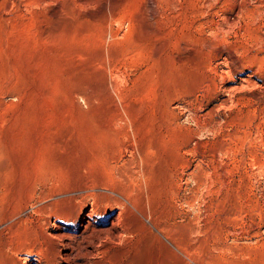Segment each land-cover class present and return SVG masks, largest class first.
<instances>
[{
  "label": "rangeland",
  "instance_id": "rangeland-1",
  "mask_svg": "<svg viewBox=\"0 0 264 264\" xmlns=\"http://www.w3.org/2000/svg\"><path fill=\"white\" fill-rule=\"evenodd\" d=\"M47 258L264 264V0H0V264Z\"/></svg>",
  "mask_w": 264,
  "mask_h": 264
},
{
  "label": "bare ground",
  "instance_id": "bare-ground-1",
  "mask_svg": "<svg viewBox=\"0 0 264 264\" xmlns=\"http://www.w3.org/2000/svg\"><path fill=\"white\" fill-rule=\"evenodd\" d=\"M101 188V187H100ZM105 191V190H104ZM87 192H89V190L87 191ZM95 194H96V192H95ZM79 195V194H78ZM104 195H105V193H104ZM112 195H114V194H112ZM111 195V196H112ZM90 196V195H89ZM93 196L95 197V195L93 194ZM98 195L96 194V197H97ZM83 197V196H82ZM84 197H86V196H84ZM108 197V196H107ZM114 197V196H113ZM112 197V198H113ZM116 197V196H115ZM74 198V197H73ZM91 198H93V197H91ZM110 198V197H109ZM109 198H106L105 197V199L103 200V198H101L102 199V201H103V208H105L109 203L111 204L112 202H110L109 201ZM97 199H99L98 197H97ZM116 199H117V197H116ZM80 200H82V199H80ZM120 200V199H119ZM74 201V200H73ZM86 201V200H85ZM94 201V200H93ZM99 202L101 201V200H98ZM115 201V200H114ZM121 201L122 200H120V201H117V202H119L120 204H122L121 203ZM81 202H83V201H81ZM81 202H79V203H81ZM87 202V201H86ZM85 203V202H84ZM94 203V202H93ZM97 203V202H96ZM115 203V202H114ZM97 204H99V203H97ZM95 205V204H94ZM93 205V206H94ZM101 205V204H100ZM85 205L84 204H80V209H81V212L80 213H78V212H75V213H71V214H69V215H65V217L63 218V220L65 221V219H67V220H70L69 222H76L78 219H80L81 221L82 220H84L85 218H87V225L85 226L86 228H88V227H90V226H92L93 225V222H91V220L93 219V218H95L96 216H98V214L99 215H101V214H103V213H105L106 211H105V209H103V208H101L100 209V207L98 208V209H92V210H89L88 212H85V207H84ZM91 206V205H90ZM96 206H98V205H96ZM112 206V205H111ZM114 206V205H113ZM116 206V205H115ZM117 206H119V205H117ZM125 206V205H124ZM49 207V206H48ZM127 207V206H126ZM114 208V207H113ZM120 208V207H119ZM122 208H123V206H122ZM125 208V207H124ZM91 209V208H90ZM40 210V209H39ZM78 210V209H77ZM120 210V209H119ZM37 212V211H36ZM40 212V211H39ZM56 212V211H55ZM49 213V212H48ZM126 213H128V212H126ZM126 213L124 214V216L126 215ZM103 216V215H102ZM61 218V217H60ZM122 218H123V212L122 211H119L118 212V214L117 215H115V216H113V218H112V223H111V225L109 226V227H99V229H96V228H92L93 229V232L90 234V235H87L88 234V232H87V234L86 233H82L81 235H77L75 232H77V231H75L74 233L73 232H71L70 230L71 229H69V228H67V229H64L62 226H60L59 224H57V225H55V231L52 233L53 234V237H55V238H60L61 240H62V246H64L65 248H66V254H67V256H78V255H80V256H82V255H85L86 257H84V258H87V256L89 257V255L91 254V252H92V249L93 248H95V247H97L98 245H100L102 242H103V240L105 239V238H107V240L109 239L110 241H111V239H114L115 237H120V236H122V235H124V233L126 232L127 233V229H126V227L125 228H123V230H124V233H122L121 232V230L116 226V224L120 221V220H122ZM47 219V218H46ZM111 219V218H110ZM45 222V221H44ZM96 222V221H95ZM42 223V222H41ZM57 223V222H56ZM68 223V222H67ZM86 223V222H85ZM44 224V223H43ZM48 224V223H47ZM95 224V223H94ZM97 224V223H96ZM123 224V223H122ZM121 224V225H122ZM118 225H120L119 223H118ZM116 226V227H115ZM95 227H96V225H95ZM98 227V226H97ZM88 230V229H87ZM96 230H98V231H96ZM125 236V235H124ZM121 238V237H120ZM117 240V239H116ZM118 241V240H117ZM118 243V242H117ZM101 246H102V244H101ZM99 247V246H98ZM100 248V247H99ZM98 248V249H99ZM85 252H84V251ZM97 250V249H96ZM58 253V252H57ZM63 255H65V254H63ZM62 256V255H61ZM52 258V257H51ZM67 258V257H66ZM69 258V257H68ZM67 258V259H68ZM79 258V257H78ZM83 258V259H84ZM47 259H49V261H47L48 262V264H49V262L51 263V259L50 258H47ZM52 259H54V258H52ZM74 259V258H73ZM82 259V258H81ZM69 260H71L70 258H69ZM68 260V261H69ZM86 261V260H85ZM85 261H83L82 263L79 261V264H91V262H89L88 260V262H85ZM54 263L56 262V261H53ZM75 263V262H74Z\"/></svg>",
  "mask_w": 264,
  "mask_h": 264
}]
</instances>
